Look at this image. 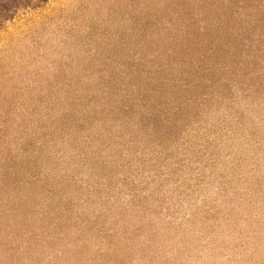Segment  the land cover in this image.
I'll use <instances>...</instances> for the list:
<instances>
[{
  "label": "rangeland",
  "instance_id": "rangeland-1",
  "mask_svg": "<svg viewBox=\"0 0 264 264\" xmlns=\"http://www.w3.org/2000/svg\"><path fill=\"white\" fill-rule=\"evenodd\" d=\"M0 264H264V0H0Z\"/></svg>",
  "mask_w": 264,
  "mask_h": 264
}]
</instances>
